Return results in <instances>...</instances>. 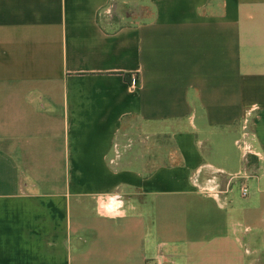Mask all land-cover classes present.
I'll return each mask as SVG.
<instances>
[{
	"label": "crops",
	"instance_id": "1",
	"mask_svg": "<svg viewBox=\"0 0 264 264\" xmlns=\"http://www.w3.org/2000/svg\"><path fill=\"white\" fill-rule=\"evenodd\" d=\"M155 259L264 264V0H0V264Z\"/></svg>",
	"mask_w": 264,
	"mask_h": 264
},
{
	"label": "built area",
	"instance_id": "2",
	"mask_svg": "<svg viewBox=\"0 0 264 264\" xmlns=\"http://www.w3.org/2000/svg\"><path fill=\"white\" fill-rule=\"evenodd\" d=\"M135 81V78H133V82ZM240 191H241V194L242 195H245L247 193V186L243 183L241 184V188H240ZM120 200H121V197L120 195H115L114 196V201H116L118 204H120ZM147 264H160V261L159 259H155L154 261H150L149 263Z\"/></svg>",
	"mask_w": 264,
	"mask_h": 264
},
{
	"label": "rangeland",
	"instance_id": "3",
	"mask_svg": "<svg viewBox=\"0 0 264 264\" xmlns=\"http://www.w3.org/2000/svg\"><path fill=\"white\" fill-rule=\"evenodd\" d=\"M153 145H155V143L151 142V144H150V146H151V148H150L151 153L149 154V156L153 155L155 153V150L157 149V147H153ZM165 147H167V145Z\"/></svg>",
	"mask_w": 264,
	"mask_h": 264
}]
</instances>
